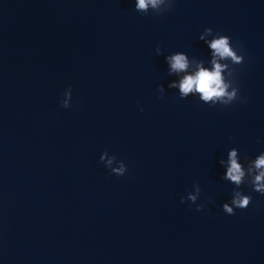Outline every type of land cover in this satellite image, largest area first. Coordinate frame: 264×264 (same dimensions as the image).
<instances>
[{
  "label": "water",
  "instance_id": "obj_1",
  "mask_svg": "<svg viewBox=\"0 0 264 264\" xmlns=\"http://www.w3.org/2000/svg\"><path fill=\"white\" fill-rule=\"evenodd\" d=\"M0 264H264V0H0Z\"/></svg>",
  "mask_w": 264,
  "mask_h": 264
}]
</instances>
